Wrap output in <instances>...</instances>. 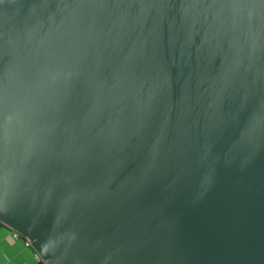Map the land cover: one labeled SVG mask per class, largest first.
Masks as SVG:
<instances>
[{
  "label": "water",
  "instance_id": "1",
  "mask_svg": "<svg viewBox=\"0 0 264 264\" xmlns=\"http://www.w3.org/2000/svg\"><path fill=\"white\" fill-rule=\"evenodd\" d=\"M0 224L41 264H264V0H0Z\"/></svg>",
  "mask_w": 264,
  "mask_h": 264
},
{
  "label": "crops",
  "instance_id": "2",
  "mask_svg": "<svg viewBox=\"0 0 264 264\" xmlns=\"http://www.w3.org/2000/svg\"><path fill=\"white\" fill-rule=\"evenodd\" d=\"M30 244L0 224V264H40Z\"/></svg>",
  "mask_w": 264,
  "mask_h": 264
},
{
  "label": "built area",
  "instance_id": "3",
  "mask_svg": "<svg viewBox=\"0 0 264 264\" xmlns=\"http://www.w3.org/2000/svg\"><path fill=\"white\" fill-rule=\"evenodd\" d=\"M19 236H20L19 234L14 233V237H15V238H17V237H19ZM38 261L40 262L39 258H38Z\"/></svg>",
  "mask_w": 264,
  "mask_h": 264
},
{
  "label": "trees",
  "instance_id": "4",
  "mask_svg": "<svg viewBox=\"0 0 264 264\" xmlns=\"http://www.w3.org/2000/svg\"><path fill=\"white\" fill-rule=\"evenodd\" d=\"M41 264V263H40Z\"/></svg>",
  "mask_w": 264,
  "mask_h": 264
}]
</instances>
